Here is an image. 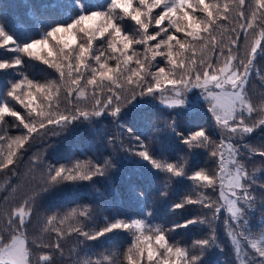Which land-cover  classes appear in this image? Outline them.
I'll use <instances>...</instances> for the list:
<instances>
[{"label": "trees", "instance_id": "trees-1", "mask_svg": "<svg viewBox=\"0 0 264 264\" xmlns=\"http://www.w3.org/2000/svg\"><path fill=\"white\" fill-rule=\"evenodd\" d=\"M67 2L68 0H0V24L4 25L17 41L37 39L46 30L45 22L52 23L54 19L67 18V10L62 7ZM92 2L104 5L107 0H92ZM206 2L219 3L221 6L229 3V20L216 21L222 27L213 30V35L216 37L215 47L206 33L202 32L200 34L202 39L196 41L188 38V42L195 44L196 48L185 52L184 57L195 59L198 70H201L199 65L202 57L211 58L214 66H219L222 61L217 60V53L221 48L227 55L228 48L231 47L233 55L242 57L245 52H250L254 39H261V48L257 50L253 60V71L246 85V95L249 98L253 96L256 87L259 92H264V84L260 83L258 76L259 73L264 72V51H262L264 38L260 37L264 25L261 20L258 18L253 28L247 29V38H245L244 30L239 27L240 20L233 19L241 9L231 7L232 0H206ZM255 8V0H245L242 9L245 17L250 20L251 11ZM160 11L159 8L154 9L153 15ZM195 14L201 19L204 16L199 10ZM122 27L130 37L141 38L137 26L130 20L124 19ZM233 28L236 29V33H233ZM157 30L154 25L149 26L150 34H155ZM170 30L171 34L185 40L183 33H175L171 28ZM237 34L240 37L238 42L231 45L229 41ZM163 37L164 33H161L156 41H149L147 45L133 44L128 54L137 53L138 55H133L130 67H137L135 60L139 58L146 66L151 65L150 71H156L158 67H165L166 72L170 71L171 65L166 61L150 59L152 51L155 50L154 45ZM109 38L106 35L92 44L93 55L99 54V51L105 52L101 62H105L109 55H118L112 54L107 48L106 41ZM204 44H207V48L202 52L200 49ZM163 50L167 51L164 46L159 49L161 52H164ZM173 51L176 52L177 49L173 48ZM15 55L20 54L0 49V57L11 59ZM145 56L149 59H145ZM27 59L25 57V60ZM179 59L181 57H177L178 62ZM31 62L33 67L44 70L35 74L36 71L32 73L29 66L23 65L17 71L0 72V104L8 103L13 110L25 117L26 123H31L27 116L28 109L7 96L12 84L10 80H16L18 75H21V78L27 77L34 83L55 82L60 88V93L54 96L51 102L55 104L58 101L60 111H66L73 105H78L81 109L84 105L93 106L94 91L102 100L112 94L107 87L99 91L92 85H86V80L90 78L91 73L90 70L82 69L84 79L81 80L80 86L85 91V97L77 99L78 91L73 90L71 97L65 99L66 89L70 83L69 78L66 81L65 78L61 80L55 69L49 68L41 61L39 63L43 66L37 64L35 60ZM74 62L75 60L72 61L73 64ZM116 63L115 59H107L110 67L115 68ZM87 64L89 69L98 68L92 58L87 60ZM65 71L67 72L66 69ZM181 71L176 70L177 77ZM209 71L212 70L209 69ZM77 75L79 73L73 72V77ZM145 78L150 79L147 76ZM120 82H124L123 76L120 77ZM104 83L108 84L107 81ZM134 86L125 84L126 89ZM68 100L72 101L71 105ZM47 103L48 101L37 97V104L46 105ZM261 106L264 107L263 103ZM138 107L144 110L145 118L127 115L125 110H122L119 116H112L109 112H105L104 115L90 120L81 118L69 130L56 135L52 134L53 126L51 125L46 130L40 129L37 123V131L29 135L27 129L23 128L16 117L6 115L0 122V136L4 137L0 140V161L8 154L9 143L17 137L28 136L23 148L17 149L13 145V150L16 152L13 157L15 162L7 168L0 166V229L7 227L8 219H15L13 216L15 212L24 209V231L30 242L35 241L34 244L30 243L32 264H85L86 261H91L92 264L96 261H100V264H127V249L134 239L130 232L109 233L96 241H90L69 229L82 227L84 231H94L104 227L106 221L111 223L117 218L129 222L134 218L142 219L144 212L151 213L150 222L165 231L169 244L174 248L182 247L189 251L190 256H199L201 249L200 246L195 245V241L209 239L214 234L218 247L208 249L211 256L205 254L202 259L209 260L210 264H239L230 231L231 227H237V225L230 219V213L226 209L222 210L218 218L213 221L210 219L209 210L199 204L185 203L182 209L174 207L177 203L200 198L199 190L187 177L195 170H204L210 174L217 171V158L212 157L210 153L219 144L221 136L226 140L229 138L228 132L216 125L213 116L206 110L207 105L183 112L165 110L156 106L144 107L143 103ZM199 130H205L209 136L208 147L188 148L184 140ZM260 132L264 134V128L260 129ZM255 136L258 134L256 133ZM254 142L253 136L245 137V134L243 140L233 141L234 144L240 145L241 150L246 149L256 155L250 149ZM258 144V149L264 152V144L260 138ZM242 145L244 147H241ZM145 149L150 156L162 164L172 163L177 168L183 167L185 176L174 177L150 165L141 166L137 162L140 158L133 153ZM89 161L101 167L104 166L105 161H110L111 167L105 176H95L91 181H66L54 186L46 184L49 168L72 167L75 163L83 165ZM260 168L262 171L253 175L257 179L251 189L256 202L245 217L248 224L241 227L238 232L242 240L244 239L241 236L242 231L249 237L242 243L245 250V264L248 259H253L254 264H261L264 261V258L259 257L258 253L251 248L252 242H259L264 238V227H262L264 189L260 187L264 185V177L260 179L261 174H264V162L260 163ZM204 194L213 201L219 200L218 194L211 189L204 190ZM73 211L76 213L75 217L71 216ZM80 212H87V217L80 216ZM53 217L56 219L53 220ZM65 217L68 219L61 224L60 220H64ZM186 220L197 222L189 224L187 228L179 227L175 231L171 230L173 225L183 224ZM57 243L60 244L59 249L55 247ZM45 256L50 257V260L46 261ZM142 264H146V256ZM191 264H200V261H192Z\"/></svg>", "mask_w": 264, "mask_h": 264}, {"label": "snow or ice", "instance_id": "snow-or-ice-1", "mask_svg": "<svg viewBox=\"0 0 264 264\" xmlns=\"http://www.w3.org/2000/svg\"><path fill=\"white\" fill-rule=\"evenodd\" d=\"M255 4L256 8L251 11L249 20L242 10L245 0H232L231 7L241 9L233 19L240 20L239 27L244 30L245 38H247V29L253 28L258 18L264 25V0H255ZM62 7L67 10L66 19H54L52 23L45 22L46 30L41 38L32 39L23 44L18 43L14 35L0 24V49H5L10 53H23L27 58L43 62L49 68L55 69L61 80L67 75L70 83L66 89L65 99L71 97L73 90L78 91L77 99L85 97V91L80 86L81 80L84 79L82 69L90 70L91 73L90 78L86 80V85H92L99 91L107 87L112 94L102 100L94 91V103L91 110H84L78 105H73L66 111H60L59 102L55 104L51 102L53 97L60 93V88L55 82L40 84L24 77L10 85L7 96L28 109L27 116L31 123H26L25 117L13 110L8 103L0 104V122L6 115L16 117L23 128L27 129L29 135L37 131V123L40 129L46 130L51 125L53 126L51 132L56 135L69 130L81 118L90 120L104 115L105 112H109L112 116H119L122 110H125L127 115L145 118L144 110L138 105L143 102L151 103L156 99H159L166 108L194 106L198 103L203 107L206 104V110L213 116L216 125L230 135L227 140L221 136L219 144L210 153L212 157L217 158V171L214 174L204 170H195L187 177L199 190L200 198L177 203L174 207L182 209L185 203L199 204L209 210L210 219L213 221L218 218L222 210L226 209L230 213V219L235 221L237 226L247 225L248 220L245 217L256 202L251 189L257 178L250 176L245 170L239 159L240 147L235 146L233 141L243 140L244 134H251L254 131L253 126L245 123L246 116H250L253 112V105L246 95V85L253 71V60L257 55V50L261 48V39H254L250 52H245L242 57L233 55L231 47L228 48L227 55L221 48L217 53V60L223 62L222 67L214 66L211 58L202 57L199 65L201 70H198L195 59L184 57L185 52L196 48L195 44L188 42V38L192 41L202 39L200 34L203 32L208 34L215 47L216 37L213 35V30L222 27L216 23L217 20H229V3L221 6L219 3H208L206 0H195V3L193 0H107L106 4L99 5L93 3L92 0H68ZM158 8L161 11L154 16L153 11ZM197 10L204 14L202 19L195 14ZM124 19L130 20L137 26L141 33L140 39L130 37L123 30ZM118 21L121 22L118 23ZM166 22L167 26H164ZM150 25L158 29L155 34L149 33ZM169 28L175 33H183L185 40H181L175 34H170ZM232 31L236 33L235 28ZM78 33L86 37V43H79L78 47L74 48L73 45L77 44ZM161 33H164V37L154 45L155 50L149 49L152 51L150 59L155 60L157 56H163L166 63L171 65V70L166 72L165 67H158L156 71H150L151 65L146 66L139 58L135 60L137 67H130L133 55H138L137 53L128 54L133 44L147 45L149 41H156ZM106 35L110 37L106 41L107 48L112 54L118 55H109L105 62H101V57L105 56V52L99 51V54L93 55L91 49L95 39L104 38ZM260 37L264 38V30L260 32ZM239 38L237 34L229 43L235 45ZM50 41L55 42V51ZM162 46L167 49L166 56L165 53L159 51ZM173 48L177 51L174 52ZM206 48L207 44H204L200 50L203 52ZM177 57H181L179 62ZM89 58L95 60L98 68L89 69L87 64ZM73 59L76 61L75 65L72 63ZM107 59L117 61L115 68L107 64ZM145 59L149 57L145 56ZM186 60H188L187 63ZM24 63L20 55H15L11 59L0 57V72L20 69ZM177 69L182 70L179 77L176 76ZM209 69L212 71L210 72ZM73 72L79 75L73 77ZM121 76L124 77L123 83L120 82ZM146 76L150 79H146ZM134 77L136 79H133ZM105 81L108 82L107 85ZM125 84L135 86L126 89ZM194 89L200 91L196 92ZM169 91L172 92V97H169ZM38 96L48 103L46 105L37 104ZM140 97H150L151 100L141 101ZM68 103L71 105L72 101L68 100ZM259 125L264 126V119L259 120ZM3 139L4 137L0 136V140ZM27 139L28 136L17 137L9 143V152L0 161V166L7 168L12 165L15 162L13 157L16 155L13 145L17 149L23 148ZM209 143L210 138L205 130L196 131L184 140L188 148L196 149L207 148ZM224 149L228 150L227 158ZM133 155L140 158L137 162L141 166L150 165L174 177L185 176L183 167L177 168L172 163L162 164L150 156L146 149L135 152ZM259 155L264 157V152H260ZM110 167V161H105L103 167L89 161L83 165L75 163L72 167L49 168L46 184L54 186L66 181H91L95 176H105ZM260 187L264 189V185ZM207 189L216 192L219 200L213 201L205 196L204 190ZM131 190L134 191V189ZM79 215L87 217V212H80ZM142 215V219L134 218L130 222L119 218L111 223L106 221L104 227L94 231H84L82 227L69 230L90 241H96L109 233L130 232L134 239L127 249V264H142L145 256L146 264H153V262L155 264H191L192 261L197 260L200 264H210L209 260L202 259V257L205 254L210 257L211 252L208 249L218 247L214 234L209 239L196 240L195 245L200 246L201 249L200 255L190 256L185 248H174L169 244L165 231L150 222V212H144ZM13 216L15 219H8L7 227L0 229V264H32L30 243L34 244L35 241L30 242L24 231V209L15 212ZM71 216H76L75 211ZM67 219L68 217H65L64 220H60V223L64 224ZM196 222V220H186L183 224L173 225L171 230L175 231L179 227L187 228L189 224ZM262 227H264V222H262ZM241 236L244 240L249 239L243 231ZM262 244H264V238L259 242H252L251 248L258 253L259 257L264 258V246H260ZM55 247L59 249L60 244L57 243ZM239 252L240 249L237 248V256ZM44 259L47 261L50 257L45 256ZM85 264H92V262L86 261ZM95 264H100V261H96ZM247 264H254V260L248 259ZM261 264H264V261Z\"/></svg>", "mask_w": 264, "mask_h": 264}, {"label": "rangeland", "instance_id": "rangeland-1", "mask_svg": "<svg viewBox=\"0 0 264 264\" xmlns=\"http://www.w3.org/2000/svg\"><path fill=\"white\" fill-rule=\"evenodd\" d=\"M193 3H195V0H193ZM189 11H191V10H189ZM164 26H167V22L165 23ZM170 31L171 30L169 28V33H170ZM61 36L63 38V34H61ZM39 38H41V37H39ZM31 40L32 39H29V40H27L25 42H30ZM99 40H101V38L95 39L93 41V44H95ZM18 43L23 44L24 42L18 41ZM79 43H86V37H84L83 34H80V33L77 34V44L73 45V47L74 48L78 47ZM50 44L53 45V49L55 51V49H56L55 42L54 41H50ZM163 51H164L163 53H165V56H166L167 55V51H165V50H163ZM17 54H20L21 58L24 59V61H25L24 65L25 66H29L31 68V72L32 73H34V71H36L35 72V74H36L37 72H42L44 70L42 68L35 67V66L33 67L32 66V62L31 61H34V59L28 58L27 60H25L26 56L23 53H17ZM7 59H9V58H7ZM156 59L165 61V58L163 56H157ZM35 61H36L37 64H40L39 61H37V60H35ZM75 63H76V61L74 62V65H75ZM41 66H43V65H41ZM219 66L222 67L223 66V62H221ZM258 76L260 78V83L264 84V72L262 74L259 73ZM17 77L18 78L16 80H14V81L10 80V82L12 81L11 83L13 84L15 82H18L20 79H22L21 75L20 76L18 75ZM44 77H47V76H44ZM67 79H68V77L65 76V81ZM167 87H170V86H167ZM252 89H253V87H252ZM194 91L199 92L200 90L199 89H194ZM168 95H169V97H172L173 94H172L171 91H169ZM247 97L249 99V102L252 103V105H253V112H252V114L250 116H246L245 123L248 124L249 126H253L254 127V131L251 134H245V137H252L253 136L255 138L254 145L250 149L253 150L256 155H254L250 151H246V149L244 151L240 149L239 159H240V162L243 164L245 170L249 173V175L253 176L254 174H258L260 171H262V169L260 168V163L264 162V157L259 155V153L262 152V151H261V149H258L259 138L262 140V143L264 144V134L260 132V129H263L264 126H260L259 125V120L260 119H264V107L261 106L262 103L264 105V92L263 91L259 92L257 90V87H256V88H254L253 96H251L250 98H249V96H247ZM139 99L141 101L151 100L150 97H140ZM143 104H144V107L156 106V107L163 108L165 110H173V111H177V112L191 111V110L196 109V107H201L199 105V103H198V104H196L194 106H177L176 108H166L165 105L160 103L159 99L152 100L151 103L143 102ZM204 106H206V104ZM91 108H92V105H90V106L89 105H84L82 109L91 110ZM256 133L258 134V136H255ZM228 135H230V134L228 133ZM234 145L237 146V147H240V145H237V144H234ZM224 152H225V157L227 158L228 157V150L224 149ZM262 177H264V174H261L260 179H263ZM240 230H241V226L231 227L230 228L231 235H232V242L234 244L236 253H237V248L240 249L239 256H237L238 259H239V264H242V262H243V264H245V250L242 247V243H244L245 240L244 239L242 240V237H241V239L239 238L238 232Z\"/></svg>", "mask_w": 264, "mask_h": 264}]
</instances>
